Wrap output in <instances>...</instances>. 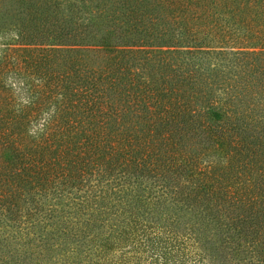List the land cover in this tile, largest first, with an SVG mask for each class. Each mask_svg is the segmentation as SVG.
I'll return each instance as SVG.
<instances>
[{"label":"trees","instance_id":"16d2710c","mask_svg":"<svg viewBox=\"0 0 264 264\" xmlns=\"http://www.w3.org/2000/svg\"><path fill=\"white\" fill-rule=\"evenodd\" d=\"M0 264H264V0H0Z\"/></svg>","mask_w":264,"mask_h":264}]
</instances>
